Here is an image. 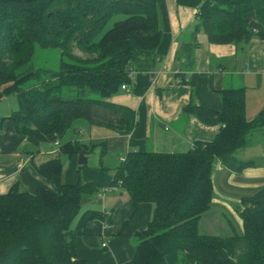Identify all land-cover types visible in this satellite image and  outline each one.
I'll use <instances>...</instances> for the list:
<instances>
[{
    "label": "trees",
    "instance_id": "1",
    "mask_svg": "<svg viewBox=\"0 0 264 264\" xmlns=\"http://www.w3.org/2000/svg\"><path fill=\"white\" fill-rule=\"evenodd\" d=\"M176 2L196 9V22L211 43L264 40V0ZM118 13L125 17L106 29ZM161 40L157 0H0V101L17 96L19 107L8 118L35 141L59 142L79 119L129 133L137 124L135 111L107 99L129 84L132 68L151 66ZM197 46L180 52L188 68ZM37 47L62 50L60 68L42 73L27 67ZM220 94L222 126L214 140L196 142L187 152L131 151L117 169L110 185L126 190L136 205L154 206L147 228L136 233L130 264H264V188L241 198V233L198 230L212 203L215 163L242 171L251 162L238 159L236 151L264 129V107L253 120L246 118L244 87ZM60 150L75 154L81 147L67 141ZM36 170L57 192L14 187L0 194V264H88L78 257L77 236L91 219L107 218L88 210L76 228L72 223L83 197L98 190L64 183L59 160Z\"/></svg>",
    "mask_w": 264,
    "mask_h": 264
},
{
    "label": "crops",
    "instance_id": "2",
    "mask_svg": "<svg viewBox=\"0 0 264 264\" xmlns=\"http://www.w3.org/2000/svg\"><path fill=\"white\" fill-rule=\"evenodd\" d=\"M157 5L162 28L157 57L150 67L132 68L129 90L121 89L107 99L135 111L137 124L129 133L80 121L82 133L86 134L82 139H61L59 145L35 141L20 134L8 118L19 107L17 96L0 101V194L14 187L31 193L38 188L57 192L56 186L36 170L51 160L62 163L64 183L95 187L98 191L83 197L81 210L72 223L76 228L88 210L99 211L107 218L91 219L77 236L78 257L88 264H130L136 253V233L147 228L152 219L153 204L136 205L121 187L100 193L110 186L129 152H187L196 142L214 140L222 126L223 89L245 88L248 120H253L264 107V40L253 37L247 43H211L196 22V9L178 5L176 0H157ZM194 44L198 46L193 50V67L188 68L187 59L180 52ZM67 141L76 142L81 150L87 145L86 164L78 163L79 152H61L60 145ZM90 145L101 146L109 154L104 155L103 149L91 157ZM235 156L251 164L236 172L216 162L212 174L214 189L222 187L223 181L229 189L224 196H214L212 202L224 215L235 217V232L240 233L242 194L264 188V129L252 132L247 145L238 149Z\"/></svg>",
    "mask_w": 264,
    "mask_h": 264
},
{
    "label": "rangeland",
    "instance_id": "3",
    "mask_svg": "<svg viewBox=\"0 0 264 264\" xmlns=\"http://www.w3.org/2000/svg\"><path fill=\"white\" fill-rule=\"evenodd\" d=\"M125 15L122 13H118L115 16H113L108 23L106 24V29L111 27L116 21L123 19ZM76 55L84 56L79 50L74 51ZM63 51L60 49H43L40 47L36 48L35 53L33 54V58L31 62L28 63V66H33L36 71L40 70L42 73L44 72H53L56 71L60 68V59L63 58ZM7 102V101H6ZM9 102V101H8ZM254 111V110H253ZM80 121L86 122L85 120L79 119L76 120L71 127L65 132L64 136L62 137V140H67L69 137L70 139H82L86 136V134L82 133L80 124ZM79 122V123H78ZM85 124V123H84ZM87 124V123H86ZM89 124V123H88ZM261 140V138H259ZM256 146V145H255ZM84 147H87V145H84ZM91 146L90 145V150L91 153L89 155L92 157L96 152L98 154L101 153V151L104 149L101 146ZM97 148V149H96ZM105 150V149H104ZM109 154L106 150L104 152V155ZM64 157L66 156L63 154ZM63 157V158H64ZM64 162V159L62 160ZM217 185V184H216ZM222 187H217L213 191V198L214 196H222L223 193L229 189L228 185L226 184V181H223ZM226 187V189L224 188ZM256 190H247L245 191V194L243 193L242 195H252L254 194ZM232 195H236L232 193ZM224 196V195H223ZM240 197V196H239ZM216 205H214V202L211 203L210 209L203 214L199 221V232L204 233V234H210V235H220V236H232L235 234L236 231V224L234 223L235 217L231 219L230 216H226L222 213V209H217L215 208ZM220 206V205H218ZM221 207V206H220ZM215 208V209H214ZM231 220V223L229 222ZM236 220V219H235ZM238 223V222H237ZM239 226V225H238ZM241 227H237L238 230H240ZM242 231V229H241ZM241 233V232H240Z\"/></svg>",
    "mask_w": 264,
    "mask_h": 264
},
{
    "label": "built area",
    "instance_id": "4",
    "mask_svg": "<svg viewBox=\"0 0 264 264\" xmlns=\"http://www.w3.org/2000/svg\"><path fill=\"white\" fill-rule=\"evenodd\" d=\"M122 89L125 91H128L129 90L128 84H123ZM56 144L59 145V142H56ZM117 188H118L117 185H110L108 187L102 188L100 193L104 195L106 192L111 191V190H116Z\"/></svg>",
    "mask_w": 264,
    "mask_h": 264
},
{
    "label": "water",
    "instance_id": "5",
    "mask_svg": "<svg viewBox=\"0 0 264 264\" xmlns=\"http://www.w3.org/2000/svg\"><path fill=\"white\" fill-rule=\"evenodd\" d=\"M13 1H23V0H13ZM85 152H86V147L83 150H81L78 154V163L80 165L86 164L88 161L85 156Z\"/></svg>",
    "mask_w": 264,
    "mask_h": 264
}]
</instances>
